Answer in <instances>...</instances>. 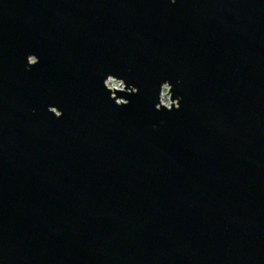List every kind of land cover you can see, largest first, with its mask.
<instances>
[{
  "label": "water",
  "instance_id": "obj_1",
  "mask_svg": "<svg viewBox=\"0 0 264 264\" xmlns=\"http://www.w3.org/2000/svg\"><path fill=\"white\" fill-rule=\"evenodd\" d=\"M0 264H264V0H0Z\"/></svg>",
  "mask_w": 264,
  "mask_h": 264
},
{
  "label": "clouds",
  "instance_id": "obj_2",
  "mask_svg": "<svg viewBox=\"0 0 264 264\" xmlns=\"http://www.w3.org/2000/svg\"><path fill=\"white\" fill-rule=\"evenodd\" d=\"M170 3L172 5H175L177 3V0H170ZM32 68V66H29L27 65L26 67V71H30ZM105 88L110 91V92H115V91H120V92H123L124 91V84L123 83H119L117 84L114 79L112 78V76H108L107 79L105 80ZM131 92L132 93H135L137 94L138 93V89L136 87H133L131 89ZM112 100L115 99L114 95H112L110 97ZM180 99V104L177 106L176 110H179L180 109V106H181V100L182 98H179ZM160 102L163 103L164 105H169V89L168 87H164L163 89V93L162 95L160 96ZM129 104V102H126L125 100H118L115 102V105L117 107H125ZM158 107V106H157ZM155 127V126H154Z\"/></svg>",
  "mask_w": 264,
  "mask_h": 264
},
{
  "label": "built area",
  "instance_id": "obj_3",
  "mask_svg": "<svg viewBox=\"0 0 264 264\" xmlns=\"http://www.w3.org/2000/svg\"><path fill=\"white\" fill-rule=\"evenodd\" d=\"M117 84H119V83H117Z\"/></svg>",
  "mask_w": 264,
  "mask_h": 264
},
{
  "label": "rangeland",
  "instance_id": "obj_4",
  "mask_svg": "<svg viewBox=\"0 0 264 264\" xmlns=\"http://www.w3.org/2000/svg\"><path fill=\"white\" fill-rule=\"evenodd\" d=\"M163 93V92H162ZM168 106V105H167Z\"/></svg>",
  "mask_w": 264,
  "mask_h": 264
}]
</instances>
